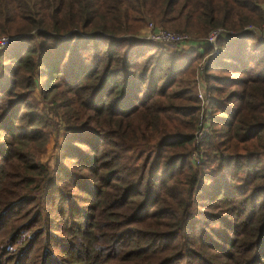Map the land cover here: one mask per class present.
<instances>
[{
	"label": "trees",
	"instance_id": "1",
	"mask_svg": "<svg viewBox=\"0 0 264 264\" xmlns=\"http://www.w3.org/2000/svg\"><path fill=\"white\" fill-rule=\"evenodd\" d=\"M149 20L230 31L181 53L140 35ZM0 34V264H43L45 232L79 256L99 225L119 264H264V0H0ZM55 130L57 162L28 155Z\"/></svg>",
	"mask_w": 264,
	"mask_h": 264
},
{
	"label": "rangeland",
	"instance_id": "2",
	"mask_svg": "<svg viewBox=\"0 0 264 264\" xmlns=\"http://www.w3.org/2000/svg\"><path fill=\"white\" fill-rule=\"evenodd\" d=\"M149 22H151L154 25H157L150 20L146 21V23L144 24V27L140 33V35L142 37H145V35H146L147 25ZM167 29H169V28H167ZM169 30H173V29H169ZM173 31H175V30H173ZM229 31L230 30H227L226 33L228 34ZM176 32H180V31H176ZM181 33H183V32H181ZM186 33L187 32H185V34ZM207 33L205 34V36L207 35ZM186 35L188 36V38H190L188 33ZM214 42H215V40H214ZM199 45L200 44L197 45V44L189 41V42L183 43L180 46L172 45V44L167 45V46H168V48L178 50L181 53H187L188 51L197 48ZM215 47H216L215 44H213V48H215ZM212 51H214V49ZM207 55H208V53H204L202 55V57L199 60H197L192 67V79H193L192 83L194 85L195 92H197L198 90H200L202 92L205 89V88H200L199 84H202L203 87L205 86V83L200 78V73H201V69H202V62ZM35 95H36L35 99H32V100L34 102H36L38 104V106H43L44 104H43L41 98H39L38 93H35ZM58 132L59 131L55 130L54 133H51L50 135H48V137H47L48 139L46 140V142L42 145V147L40 149H39L40 145H38L37 147H36V145L28 146L26 148L28 155H30L34 159H38L41 162L47 163L48 165H52L55 162H57L58 159L60 158L59 157L60 156L59 144L62 141V137L60 135L56 136V134ZM1 162H2V159L0 158V163ZM16 162H18V161L16 160L15 155H13L10 158V163L13 164ZM76 195H78L77 198H72L73 201H70L72 204V207L70 205V209L68 210L69 214L74 213V214H72V217L70 216L71 217L70 219H73L72 221H75V219H77L76 215L78 212L75 213V211L77 210V206L82 207V205H85L84 202H81V200L84 199V196H81V194H76ZM139 210H140V208H139ZM31 211L32 210L27 212V214H25L24 216L18 215L16 218L17 223H19L22 220H26L29 223H34V225H35L34 227H36L38 225V223L34 222L35 218L30 216ZM100 215H101V212L99 210V207H96L94 210H91V212H90V216L92 218L91 221H93V223H94L91 228H95L96 224H99V222H101L103 220V218H100ZM64 217L65 216H58V218L56 219L57 226L63 228L67 225L66 224L67 221L65 222L63 220ZM198 220L202 221V220H204V218L203 219L200 218ZM99 226H100V228L99 229L97 228L98 232H99L97 235L87 236L83 240L84 244H82V246H81V252H80L81 255H79V256H72V255L70 256L68 254L63 256V253L75 252L77 250L76 245H74L73 243L68 244L67 241L69 240V238L66 237L65 242L63 244L61 242V240H58V242H56L55 240H53V238H49V236H47L48 235L47 232L43 233L39 237L40 238V240H39L40 244L37 245L38 248H42V251L44 250L42 252V255L40 258V259L44 260L42 263L43 264H54V262L58 261L59 264H119V261L121 259V256L119 253L121 242H119V238H116L112 242L108 241L107 239H105L103 237V235L100 234V232L102 230L105 231L106 228L103 225H99ZM191 226H192V224H191ZM196 226H198V223L196 224ZM48 232H49V234L53 235L52 231L50 232V230H49ZM54 232L56 234L64 233L63 230H55ZM7 234H8V227L0 226V237H3ZM45 236H47V237L45 238ZM228 236L230 239L234 237V235L233 234L231 235V233H229ZM193 237H195L194 233H193ZM12 239L5 240L4 243L9 244L10 242L13 241ZM73 240L76 241L74 238H73ZM160 242H163V240L158 241V243H160ZM29 248L30 247H28L26 251H29ZM58 249H60V251H58ZM116 251H117V253H115ZM0 252H3V250H0ZM29 252L30 253H28V254L31 256L32 255L37 256V255H40L41 250L38 249L37 251H35L34 254L31 251H29ZM261 257L263 260L264 254ZM37 258L39 259V256ZM32 259H33V261H35L36 257L32 258ZM146 259H148L147 256H146ZM150 259H151V257H150ZM11 262L13 263L15 261L11 260ZM149 263H151V260H148L144 264H149ZM187 263L188 264H194L193 260H187V261L185 259H177L176 260V264H187ZM135 264H140V263L136 262Z\"/></svg>",
	"mask_w": 264,
	"mask_h": 264
},
{
	"label": "built area",
	"instance_id": "3",
	"mask_svg": "<svg viewBox=\"0 0 264 264\" xmlns=\"http://www.w3.org/2000/svg\"><path fill=\"white\" fill-rule=\"evenodd\" d=\"M224 31L225 30L223 28L216 27V28L209 30L207 35L202 40L191 41V42L197 45L201 43L203 44L214 43V40L216 39V37L221 32L224 33ZM224 34H226V31ZM145 37L151 40L161 41L164 43H169V44L177 45V46H180L185 42H189L188 36L185 33L169 30L167 28L154 25L151 22H149L147 25V31H146ZM13 38H14L13 36L8 35V34H0V50L5 49L10 44V42L13 40ZM199 86L200 88H203L202 84H199ZM204 95H205L204 91L201 92L200 90H198L196 92V96L198 99L201 100L202 104L204 103V100H205ZM203 112L206 113L205 110H203ZM204 115L206 116V114L201 113L199 116V121H198V125L201 127L200 129L202 131L204 130V125L206 124Z\"/></svg>",
	"mask_w": 264,
	"mask_h": 264
}]
</instances>
